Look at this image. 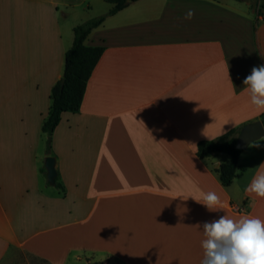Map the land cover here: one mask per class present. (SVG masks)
Instances as JSON below:
<instances>
[{
    "label": "crops",
    "instance_id": "1",
    "mask_svg": "<svg viewBox=\"0 0 264 264\" xmlns=\"http://www.w3.org/2000/svg\"><path fill=\"white\" fill-rule=\"evenodd\" d=\"M111 6L0 0V264H201L204 223L264 220V198L245 191L264 173V138L227 187L215 170L229 157L197 156L200 142L264 120L243 90L264 64L255 1L137 0L107 16L85 41L104 51L78 110L41 131L73 28ZM210 191L222 210L185 200Z\"/></svg>",
    "mask_w": 264,
    "mask_h": 264
},
{
    "label": "trees",
    "instance_id": "2",
    "mask_svg": "<svg viewBox=\"0 0 264 264\" xmlns=\"http://www.w3.org/2000/svg\"><path fill=\"white\" fill-rule=\"evenodd\" d=\"M137 0H106L111 4L107 13L86 20L73 28V39L70 48L65 52L64 68L61 79L51 88V104L42 125L41 131L50 137L58 126L61 115L67 111L78 110L85 83L91 74L92 69L102 55L103 47L86 46L85 41L92 30L102 24L107 16L113 15L122 10L129 3ZM63 80V86L60 82ZM264 124V120H262ZM240 129H232L222 136L210 140L202 141L197 147V156L201 159L208 158L214 154H226L229 157L227 162H223L215 170L220 182L224 187L231 184L238 171L243 170L238 165V158L242 150L236 149L234 144ZM51 146L46 144V153L50 154ZM44 171V170H43ZM54 186L63 192V187L58 183V176L54 179ZM88 264H102L98 262Z\"/></svg>",
    "mask_w": 264,
    "mask_h": 264
},
{
    "label": "clouds",
    "instance_id": "3",
    "mask_svg": "<svg viewBox=\"0 0 264 264\" xmlns=\"http://www.w3.org/2000/svg\"><path fill=\"white\" fill-rule=\"evenodd\" d=\"M191 13L188 18H191ZM243 90L250 94L252 105L264 110V64L255 66L244 81ZM259 145H257L258 147ZM264 167V164L261 165ZM245 191L264 198V173L256 175ZM209 212L222 210L215 192L202 193L199 198L188 196ZM203 260L201 264H264V220L242 216L239 219L222 215L203 224Z\"/></svg>",
    "mask_w": 264,
    "mask_h": 264
},
{
    "label": "water",
    "instance_id": "4",
    "mask_svg": "<svg viewBox=\"0 0 264 264\" xmlns=\"http://www.w3.org/2000/svg\"><path fill=\"white\" fill-rule=\"evenodd\" d=\"M63 80L60 82V86H63ZM264 138V124L261 121H255L244 125L238 135L236 136L235 148L244 150L252 142ZM50 141V139H48ZM44 167L46 170V177L50 184H54V179L57 176L55 169V158L53 156H46L44 158Z\"/></svg>",
    "mask_w": 264,
    "mask_h": 264
},
{
    "label": "rangeland",
    "instance_id": "5",
    "mask_svg": "<svg viewBox=\"0 0 264 264\" xmlns=\"http://www.w3.org/2000/svg\"><path fill=\"white\" fill-rule=\"evenodd\" d=\"M255 1V4L258 6V14L264 15V0H251Z\"/></svg>",
    "mask_w": 264,
    "mask_h": 264
}]
</instances>
